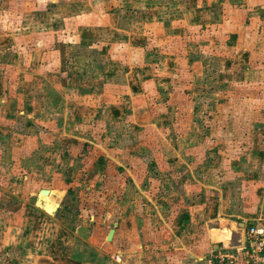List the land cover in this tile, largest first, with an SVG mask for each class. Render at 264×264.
<instances>
[{"label": "crops", "instance_id": "obj_1", "mask_svg": "<svg viewBox=\"0 0 264 264\" xmlns=\"http://www.w3.org/2000/svg\"><path fill=\"white\" fill-rule=\"evenodd\" d=\"M258 1L38 0L34 1L36 11L30 22H25L20 13L9 26L7 21L0 22V26H7V30L0 27V135H16L13 149L17 157L24 159L17 158L21 174L6 189L21 202L14 208L0 204V264H43L41 257L53 260L59 255L55 251L70 252L69 241L62 243L60 239H46L53 256L44 255V243L37 248L36 239L42 237H36L33 230L37 233L45 224L36 218L42 212L49 217L53 214L45 208L43 197L34 195L30 203L25 199L26 190H22L30 174L52 167L60 170L66 156L70 158V181L78 179L72 164H81L86 171L90 166L99 167L89 181L102 184L107 179L117 180L115 190L120 197L131 186L128 184L138 182V177L155 186L174 179V174L166 173L162 178L155 173L161 168L173 164L189 168L190 174L178 175V189L171 192L183 207L177 212L175 227L168 225L178 230L166 243L171 248L144 260L136 253L128 255L130 261L120 259L119 254L121 264H200L212 249L241 236L247 225L264 226V169L258 173L252 167L243 170L246 164L259 166V159L226 157L223 164H228V170L221 177L218 170L211 169L215 170L212 177L216 180L198 179L182 151L200 150L204 145L188 138L181 141L175 127L182 117L180 109L188 108L191 102L189 96L197 97L193 78L202 75L209 64L202 57L190 59V55L211 52L207 48L215 43L219 17L232 16L219 14L223 8L236 10L237 2H241L247 47L231 50L239 53L220 62V82L235 80V71L245 65L243 58L252 49L259 46L264 51V42L259 40L264 34V17L254 9ZM52 4L48 10L46 5ZM31 10L34 8L25 11ZM3 11L6 13V9ZM126 11L130 15L142 13L143 17H124ZM48 34L50 40L46 41ZM19 116L39 129L37 139L46 147L45 153L29 163L25 158L33 151L32 138L15 131ZM209 130L213 134V129ZM138 151L147 156L139 157L143 153ZM212 158H207V167L219 165V159ZM3 163L10 169L0 174L11 179L17 165L0 160V167ZM135 166L146 167L147 173L133 174L131 167ZM109 167L118 170L108 178ZM121 167L126 170L125 176L119 171ZM201 169L199 174L205 176L210 168ZM188 180L191 185L186 184ZM47 190L56 204L66 193L58 186ZM5 249L17 254L11 255ZM98 258L101 262L104 256ZM80 264L96 261L92 256H83Z\"/></svg>", "mask_w": 264, "mask_h": 264}, {"label": "rangeland", "instance_id": "obj_2", "mask_svg": "<svg viewBox=\"0 0 264 264\" xmlns=\"http://www.w3.org/2000/svg\"><path fill=\"white\" fill-rule=\"evenodd\" d=\"M6 1L0 0V3ZM34 1L38 0H9V2L1 4L0 22L7 21L6 25L9 26L19 18L17 17L19 13L25 16L23 17L25 22H30L33 19V12L36 11L37 3ZM240 4L241 2H237L236 10L229 7L220 11L219 14H228L229 16L232 14V16L219 17L217 30L214 32L215 43L207 48V51L211 52L203 55L197 53L190 55V59L202 57L209 64L203 70L202 75L193 78L192 82L196 83L193 90L197 92V97L189 96L191 102L189 105L187 104L188 108L183 106V109H180L182 117L176 121L175 127L180 133L178 137L181 141L188 138L187 140L198 141L204 145V148L200 150L182 151V154H185L190 160L194 172L198 173L197 178L201 180L207 181L212 176L214 177L215 170H218V177H221L223 171L228 170L225 168V165L228 166V164H223L226 157L243 158L245 161L249 160L247 158H258L259 166H247L246 164L244 168L242 166L243 170L252 167L251 169H257L258 173L260 168L264 169L262 165L264 158V51L258 46L261 43H257L258 47L252 49L250 55L244 56L245 65L243 64V67L235 71L234 81L220 82L219 80L220 62L224 60V57H236L239 52L237 54L230 53L231 50L234 52V50L239 51L242 47H247L242 32L243 13L240 11ZM53 6V4L46 5L48 10H51ZM260 6L264 10V0H259L254 6L255 11L258 10L259 14L264 17V12L259 10ZM30 8H34V10L25 11ZM3 9H6V13ZM234 10L235 12H233ZM124 17H143V15L142 13L130 15L126 11ZM226 19L228 20L226 21ZM6 25L2 24L1 29L7 30ZM49 37L50 34L47 35L46 41L50 40ZM205 38L206 34L203 39ZM259 40L264 42V34ZM203 44L205 42H202V47ZM48 46H51L50 43ZM192 107H194L193 113ZM209 128L213 129V134L210 133ZM14 129L27 138H32L33 151L27 157L25 156V163H29L32 159L35 160L38 155L46 152L45 144L40 143L37 139L39 129L34 124L30 126L27 120L19 116L15 120ZM15 137L16 135L13 137L8 133L0 135V160L8 163L13 162L17 165L11 179H8L5 174H0V204L9 208H14L21 202L17 196L6 190L10 189L11 183H14L16 177L21 174L17 158L24 161L20 156L17 157V153L13 149L17 142ZM210 139L213 141L210 142ZM150 141L158 143L157 139H150ZM216 143H219L220 150L217 149ZM136 153H143L139 156L141 158L147 156L143 151ZM211 156L212 159H219L218 166L207 167V158ZM69 159L67 156L64 158V165L60 170H54L52 167L47 171L30 174L26 180V188H23L24 183H22L23 193L26 190L27 194L25 199L32 203L34 195L37 197L39 195L41 199L43 197L47 204L45 208H49L53 214L49 217L42 212L36 218V221L39 219L38 223L45 224L38 228L37 233L33 230L36 237H42L36 239L37 248L44 243L41 246L43 250L45 249L44 255H52L50 245L45 243L46 239H60L62 243L69 241L70 244L67 246L70 252L55 251L59 255L53 260L41 257L40 261L43 264H73V261L83 262V256L86 258L92 256V260L96 261V264H121L122 261L118 260L119 254L120 259L130 261L128 255L136 253L140 254L144 260L171 248L166 243L175 238L174 235L178 233V230L170 228L175 227L174 223L176 224L178 219L177 212L183 209L182 201L178 202L176 195H172L171 192L178 189L179 183L176 182V180L180 182L178 175L190 174L187 166L173 164L156 171L155 173H160L162 178H166L164 176L166 173L174 174L172 176L174 179L161 181L155 186L146 178L138 177L137 183L129 181L127 184L130 183L128 185L131 186H128L124 195L120 197L115 190L116 184H118L117 180L113 182V179H107L102 184L93 182V180L89 181L95 173H98L99 167L95 169L96 167L90 166V169L86 171L82 170L81 164L78 166L72 164L73 170L76 171L75 174H78V179L70 181L69 176L72 175V172L68 165ZM27 167L29 169L31 166ZM131 168L133 174L147 173L144 166ZM201 168L210 169L205 170V176H201L199 174ZM5 169L7 171L10 168H7V164L3 163L0 172H4ZM230 169L233 170V167ZM29 170L31 171V169ZM113 170H115L113 167H109L106 171L108 178L112 176ZM116 170L115 172H117ZM121 170L124 171L123 175L125 176L126 170L123 167L119 171ZM150 170L153 169L150 168ZM213 179L216 180V177ZM186 184L191 185L189 180ZM56 186L61 190H66V193L59 200L57 199V204L50 200L49 192L43 194L39 191ZM118 186L121 184L119 183ZM241 187L239 184L240 189ZM116 210H119L120 213H117ZM111 228L116 230V237L107 239L108 231ZM63 238L64 240H62ZM3 251L9 252L11 255L17 254L13 249ZM99 255L104 256V259L101 258V262H99ZM1 261L2 256L0 255Z\"/></svg>", "mask_w": 264, "mask_h": 264}, {"label": "built area", "instance_id": "obj_3", "mask_svg": "<svg viewBox=\"0 0 264 264\" xmlns=\"http://www.w3.org/2000/svg\"><path fill=\"white\" fill-rule=\"evenodd\" d=\"M200 264H264V226L247 225L241 236L212 249Z\"/></svg>", "mask_w": 264, "mask_h": 264}, {"label": "water", "instance_id": "obj_4", "mask_svg": "<svg viewBox=\"0 0 264 264\" xmlns=\"http://www.w3.org/2000/svg\"><path fill=\"white\" fill-rule=\"evenodd\" d=\"M41 193L48 194V190L42 189ZM113 234H114V228L109 229L108 234H107V239H112Z\"/></svg>", "mask_w": 264, "mask_h": 264}, {"label": "trees", "instance_id": "obj_5", "mask_svg": "<svg viewBox=\"0 0 264 264\" xmlns=\"http://www.w3.org/2000/svg\"><path fill=\"white\" fill-rule=\"evenodd\" d=\"M73 264H80L79 261H73Z\"/></svg>", "mask_w": 264, "mask_h": 264}]
</instances>
